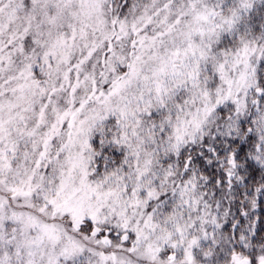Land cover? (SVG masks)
Instances as JSON below:
<instances>
[{"label": "snow or ice", "instance_id": "snow-or-ice-1", "mask_svg": "<svg viewBox=\"0 0 264 264\" xmlns=\"http://www.w3.org/2000/svg\"><path fill=\"white\" fill-rule=\"evenodd\" d=\"M0 264H264V0H0Z\"/></svg>", "mask_w": 264, "mask_h": 264}]
</instances>
